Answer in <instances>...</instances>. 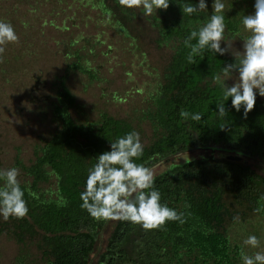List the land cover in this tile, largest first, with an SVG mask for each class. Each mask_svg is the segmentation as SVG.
<instances>
[{
    "label": "trees",
    "instance_id": "obj_1",
    "mask_svg": "<svg viewBox=\"0 0 264 264\" xmlns=\"http://www.w3.org/2000/svg\"><path fill=\"white\" fill-rule=\"evenodd\" d=\"M222 2L230 31H237L248 10L254 12L255 0ZM197 3L170 0L167 11L143 16L139 9L121 8L117 0H0V20L10 22L19 36V43L7 45L0 63V76L7 83L24 68L21 60L35 52L48 34H67L70 41L61 37L57 44L65 41L58 46L67 58L75 57L54 82L58 128L37 146L29 166L18 161L25 173L20 175V185L28 215L0 219V234L5 232L26 251L27 243L34 240L43 264H243L241 249L248 255L264 251V169L258 171L259 165L250 163L257 159L264 164V100L256 101L255 109L244 119L243 109L236 112L231 108V97L225 101L223 89L211 83L234 59L205 51L194 57V63L188 61L190 47L184 41L193 30H199L201 21H208L213 10L208 5L205 12L189 16L179 4ZM78 16L92 20V25L77 22ZM96 20L109 24L119 36L116 43L109 39V51L123 45L120 53L124 63L130 60L128 68L137 58L153 78L148 87L143 80L142 86L135 88L144 97L133 110L134 119L146 121L151 130V136L142 142L143 156L136 162L149 168L160 162L166 165L156 174L155 188L162 203L183 213L182 224L169 221L163 229L145 231L126 221L97 222L80 207V193L98 155L110 150V142L130 131L138 132L135 121L106 112L86 123L70 114L76 101L66 84L69 72L96 77L89 58L95 42H105L101 38L104 30L97 28ZM146 23L157 44L170 50L165 53L166 62H159L160 68L147 59V49L140 44ZM91 28L96 31L92 42L88 35ZM76 43L80 46L75 47ZM128 68L125 73L129 76ZM221 103L229 110L224 117L216 106ZM182 111L200 113L202 119H184ZM194 149L200 152L185 154ZM183 154L182 161L171 160ZM51 175L53 186L39 189ZM61 196L67 200L66 206L58 204ZM249 235L258 237L259 248L244 245ZM30 255L20 251L15 264H30Z\"/></svg>",
    "mask_w": 264,
    "mask_h": 264
},
{
    "label": "clouds",
    "instance_id": "obj_2",
    "mask_svg": "<svg viewBox=\"0 0 264 264\" xmlns=\"http://www.w3.org/2000/svg\"><path fill=\"white\" fill-rule=\"evenodd\" d=\"M121 8L141 10L143 16L157 14L158 10L167 11L170 0H117ZM182 13L192 16L199 15L208 9L206 0H198L195 5L179 4ZM254 12L245 15L243 28L250 35L243 40V52L232 53L231 45L225 40L226 24L224 21L225 4L222 0H213V14L207 23L193 30L184 43L190 47L187 57L194 63V57L205 51L225 55L231 53L234 63H227L220 74L213 77L214 83L223 89L225 101L231 97V108L241 112L247 119L255 109L257 95L264 97V0H255ZM196 43L192 44L191 41ZM19 43V36L13 25L0 20V63L4 62V53L8 44ZM222 43L225 44L222 47ZM235 74V78L233 76ZM234 79L229 85L227 80ZM218 113L224 117L228 113L225 104H217ZM181 117L200 121V113H180ZM144 145L139 132L133 130L110 142V150L100 153L97 162L88 170L84 190L80 193V207L86 210L93 220L100 222L126 221L139 225L145 231L163 229L169 221L184 223L183 213H178L167 204L161 202V193L155 188L156 174L152 168L137 163L143 156ZM20 170L16 167L0 169V216L4 221L10 217L24 219L29 208L24 199L25 192L20 185ZM59 206H66L67 200L60 197ZM238 219V217L236 218ZM244 245L259 248L260 240L249 235ZM240 257L243 264H264V251L253 255L241 249Z\"/></svg>",
    "mask_w": 264,
    "mask_h": 264
},
{
    "label": "rangeland",
    "instance_id": "obj_3",
    "mask_svg": "<svg viewBox=\"0 0 264 264\" xmlns=\"http://www.w3.org/2000/svg\"><path fill=\"white\" fill-rule=\"evenodd\" d=\"M208 5L212 9V3ZM83 13L85 14L87 11ZM249 13H252L251 10H248ZM76 21L92 25V20L80 19L79 16ZM100 21L96 20L94 23L99 24L98 29L104 30L101 38L105 42L99 45L98 42H95L94 48L96 49L89 58L91 61L90 69L97 70L96 77L93 78L88 73L76 70L70 71L67 76L66 84L74 94L76 101L75 105L70 108V114L76 121L81 123L96 121L102 112L117 118L131 119L135 121L134 124L140 134L141 142H146L148 137L151 136L149 124L146 121L136 122L137 119H134L133 115L134 108L142 104L144 94L143 92L137 93L135 88L142 86L141 82L143 80L147 82L144 87H148V82L152 81L153 78L143 71V68L137 63V58H133L135 62L131 68H128L130 60L126 59L125 64L123 54L120 53L123 45L109 51L107 48L108 43L111 40L115 41L119 36L109 24ZM205 23L207 21H201V26ZM147 28L148 24L141 28L143 37H141L140 44L147 49V59L160 68L159 62L161 64L166 62L168 54L165 55V53L170 50L164 45L160 47L155 41V33ZM88 35L89 41L92 42L96 36L95 29L91 28ZM249 35L250 33L243 28L242 21L237 25V31L235 32L228 30L226 26L225 40L231 45L230 51L232 53H242L243 40ZM61 37L70 41L67 34H48L46 41L38 44L35 52L27 56L25 60H21L24 68H21V71L12 79L11 83H7L0 76V169L16 167L20 170V175L25 174L18 161L21 160L26 166H29L35 159L37 146L42 143L43 139H48L59 126V120L54 109V102L57 99L54 82L58 76L66 72L67 65L75 60L73 55L67 58L61 46H58L65 44V41H60L57 44ZM74 46L79 47L80 45L76 43ZM224 46L225 44L222 43V47ZM60 49L62 52L59 51ZM86 51H81V53ZM225 55L235 61V57L230 52ZM127 68L131 69L129 76L125 73ZM11 76L10 74L8 77ZM233 76L235 78V74ZM234 82V79L226 81L229 85ZM211 83L216 84L213 79ZM260 100H264V97L257 95V101ZM199 152L198 149H194L185 154L194 156ZM171 158V160L177 162L182 161L185 156L184 154L178 155V157L174 155ZM250 163L251 165H259L256 168L258 171H263L264 164L261 161L253 159ZM165 167L166 165H162L160 162L153 164L150 168L157 174ZM20 178L19 176L18 179L20 180ZM54 180L51 175L47 182L39 184V189H48L53 186ZM2 183L3 181H0V184ZM0 219L1 221L4 220L2 216H0ZM110 225L108 229H111ZM27 244L26 249L28 251L25 248L22 250L14 239L5 232L1 233L0 264H15L20 251L27 254L31 253L30 257L33 261L30 264H43L39 259L40 252L36 249L34 240L29 241Z\"/></svg>",
    "mask_w": 264,
    "mask_h": 264
}]
</instances>
